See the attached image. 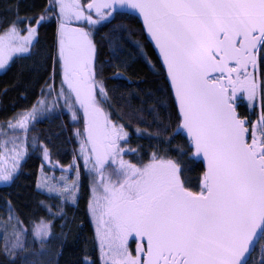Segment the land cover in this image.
<instances>
[{
  "label": "snow or ice",
  "instance_id": "obj_1",
  "mask_svg": "<svg viewBox=\"0 0 264 264\" xmlns=\"http://www.w3.org/2000/svg\"><path fill=\"white\" fill-rule=\"evenodd\" d=\"M6 12L0 70L54 31L36 100L0 121V186L16 185L30 150L50 161L51 139L36 133L44 119L67 115L62 131L79 147L74 178L41 165L34 208L4 198L0 264H59L82 169L94 232L74 264H264V0H16ZM130 41L154 91L109 87L128 79ZM133 126L146 146H132Z\"/></svg>",
  "mask_w": 264,
  "mask_h": 264
},
{
  "label": "trees",
  "instance_id": "obj_2",
  "mask_svg": "<svg viewBox=\"0 0 264 264\" xmlns=\"http://www.w3.org/2000/svg\"><path fill=\"white\" fill-rule=\"evenodd\" d=\"M15 2L16 0H0V15H8L6 8ZM44 2L45 0H22V3L25 5H35L37 7L44 4ZM125 23L129 22L125 21ZM130 26L138 27L134 23L130 24ZM53 31L54 27L49 28L46 34H42L37 55L31 59L18 60L9 69L0 70V121L11 117L14 112L24 109L36 100L40 91V85L43 83V79H38V77L47 78L44 76L45 69L41 68L40 64L43 62V54L52 43ZM136 39H140V37L136 36L132 38L133 41ZM129 45L134 55L125 73L128 79L109 80V87L118 85L122 90L127 89V91H154L157 87L154 83L156 77L153 75L149 65L145 62L144 56L135 51V45L131 41ZM144 48L147 55L155 61L156 53L151 44H145ZM107 54L108 50L104 49L101 53V59H104ZM48 70L50 71V68ZM105 75L111 76V72L106 71ZM159 95V93L154 92V97ZM126 96L127 92H125ZM114 104L118 112H128L130 110L126 104V100L119 98V96L114 101ZM131 104L133 107L139 108L141 106L140 98H132ZM71 123L67 115H56L52 119H44L36 125L37 134H42L51 139V160L61 167H68L69 164L74 162V150L78 154L79 145L76 139H69V132L67 130L62 131L63 125H70ZM146 126L143 123L140 124L142 128ZM134 127L129 129L130 132H133L132 146L135 147L137 144L146 146L148 143L147 138L136 139ZM148 130L151 131L152 129L149 128ZM79 163L82 166L83 163L81 160ZM42 164L41 153L30 150L29 156L23 163V171L16 185L10 188L0 186V208L3 207L4 198L9 197V194L17 205L22 206L28 204L33 208L36 201L45 199V196L37 195L34 187ZM43 166L48 170V167ZM80 192L81 198L78 205L71 207L68 213L67 222L71 228V233L69 234L68 241L64 245L63 255L59 257V264H74V261L80 255L79 249L82 246V242L86 238L91 237L94 232L90 218L86 215V205L90 195V188L87 173L83 169ZM58 246V242L54 241L52 245L53 249L56 250ZM53 259L55 260L56 257L54 256ZM256 259H259L258 254Z\"/></svg>",
  "mask_w": 264,
  "mask_h": 264
},
{
  "label": "rangeland",
  "instance_id": "obj_3",
  "mask_svg": "<svg viewBox=\"0 0 264 264\" xmlns=\"http://www.w3.org/2000/svg\"><path fill=\"white\" fill-rule=\"evenodd\" d=\"M57 85H58V81H57ZM41 157H42V154H41ZM42 162H43V165L48 167V170H47L48 177L55 176L57 181L60 179L61 175L66 176V177H68V176H71L73 178L75 177V173L70 171V170H68V167H61L58 164H56L55 162H53L51 159H50V161L42 160ZM82 163H83V161H82ZM53 165H55L54 170H53ZM43 175H44V173H42L39 170L38 177L42 178ZM89 198H90V195H89ZM131 247L134 249L135 248V244L133 243V245H131Z\"/></svg>",
  "mask_w": 264,
  "mask_h": 264
},
{
  "label": "water",
  "instance_id": "obj_4",
  "mask_svg": "<svg viewBox=\"0 0 264 264\" xmlns=\"http://www.w3.org/2000/svg\"><path fill=\"white\" fill-rule=\"evenodd\" d=\"M152 46V45H151ZM153 48V47H152ZM153 50H154V48H153ZM155 51V50H154Z\"/></svg>",
  "mask_w": 264,
  "mask_h": 264
},
{
  "label": "flooded vegetation",
  "instance_id": "obj_5",
  "mask_svg": "<svg viewBox=\"0 0 264 264\" xmlns=\"http://www.w3.org/2000/svg\"><path fill=\"white\" fill-rule=\"evenodd\" d=\"M131 245H133V243Z\"/></svg>",
  "mask_w": 264,
  "mask_h": 264
}]
</instances>
